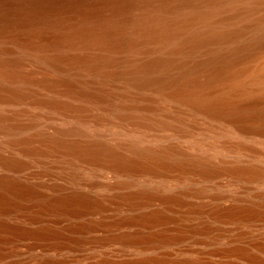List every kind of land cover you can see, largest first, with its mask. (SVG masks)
Masks as SVG:
<instances>
[{
	"label": "bare ground",
	"instance_id": "1",
	"mask_svg": "<svg viewBox=\"0 0 264 264\" xmlns=\"http://www.w3.org/2000/svg\"><path fill=\"white\" fill-rule=\"evenodd\" d=\"M62 171L90 189L109 190L99 178L111 174L144 179L150 186L127 200L157 206L125 221L176 224L174 232L99 243L177 245L210 233L207 224L184 223L205 212L264 221V0H0V264H22V251L46 238L79 250L93 243L88 233L109 226L72 220L64 234L8 220L79 219L122 198L57 183L53 194L40 190V180ZM223 188L248 193L250 202L206 208L187 200L218 199L212 191ZM225 250L264 262L246 247ZM86 264L215 263L151 254Z\"/></svg>",
	"mask_w": 264,
	"mask_h": 264
},
{
	"label": "rangeland",
	"instance_id": "2",
	"mask_svg": "<svg viewBox=\"0 0 264 264\" xmlns=\"http://www.w3.org/2000/svg\"><path fill=\"white\" fill-rule=\"evenodd\" d=\"M128 175H112L110 177H101L99 181L102 184L109 185V190L103 188L90 189L87 186L74 185L71 183L66 175L65 171L61 173H55L54 175L43 178L38 182L40 190L44 193L53 194L52 185L57 183L63 186L66 191L73 189H82L90 192L94 196L99 197H113L119 196V204L112 205L108 210L103 213L86 214L79 219H56L54 216H46L36 221H32L29 217L20 215L19 217H9L8 220L20 226H24L28 229H36L42 225L48 226L51 229L62 231L64 234H70L68 230L69 223L73 220L85 221L87 219H105L109 223V226L98 227L95 230L88 233L93 243L88 244L81 249L75 248H58L55 245L56 239L46 238L40 240L41 246L35 250H23L22 251V264H40L41 261L47 260H64L66 264H86L88 262L98 261L103 257L108 258L116 263L123 261H135L143 256L157 254L162 255L170 259H193L203 258L207 261L214 262L215 264H264V262H252L245 257L235 253L227 252L225 249L229 247H246L249 251L256 253L264 261V250L261 249V245L264 244V221H255L253 224H244L236 221H219L213 220L209 216V212L203 213V219L201 220L197 216L192 217L190 220H182V224H187L189 228L199 227L200 225L207 224L211 227L210 233H194L188 234L179 244L173 246H161L158 248H148L138 245L125 244L120 237L108 240L106 242H97L96 238L108 237V236H122L129 233L147 234L156 230L166 229L170 232H174L175 223L162 224L156 226H146L139 222L131 223L126 222V218L131 215H138L144 211L157 206H135L133 207L127 200V194L132 195L133 192L138 190L142 186H150L146 184L144 179H140L136 182L135 178L129 181ZM131 184H129V182ZM89 182V180H87ZM126 183V184H125ZM128 183V185H127ZM133 183V184H132ZM179 189V188H175ZM219 193L218 199H211V197H196L194 195L187 196V200L191 202H200L205 205L206 208H210L213 203H220L222 206H228L231 203H249L250 199L248 193L235 192L229 188H223L220 191H212ZM118 198V197H117ZM122 201V202H121ZM128 201V203H127ZM130 204V205H129ZM115 205V206H114ZM131 206V207H130ZM205 214V215H204ZM125 218V219H124ZM123 219V222L121 220ZM120 221V223H118ZM124 221L126 223H124ZM180 222V223H181ZM184 222V223H183ZM200 222V223H199ZM196 226V227H197ZM201 227V226H200ZM75 236L80 233H73ZM196 238V239H195ZM200 240H199V239ZM34 241V239H29Z\"/></svg>",
	"mask_w": 264,
	"mask_h": 264
}]
</instances>
